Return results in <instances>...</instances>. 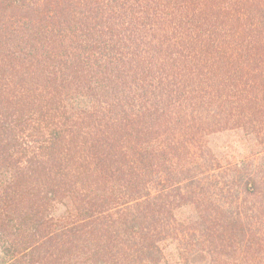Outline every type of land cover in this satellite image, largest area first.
I'll list each match as a JSON object with an SVG mask.
<instances>
[{
	"label": "trees",
	"instance_id": "1",
	"mask_svg": "<svg viewBox=\"0 0 264 264\" xmlns=\"http://www.w3.org/2000/svg\"><path fill=\"white\" fill-rule=\"evenodd\" d=\"M200 263L264 264V0H0V264Z\"/></svg>",
	"mask_w": 264,
	"mask_h": 264
},
{
	"label": "rangeland",
	"instance_id": "2",
	"mask_svg": "<svg viewBox=\"0 0 264 264\" xmlns=\"http://www.w3.org/2000/svg\"><path fill=\"white\" fill-rule=\"evenodd\" d=\"M207 143L222 166H225L227 162L232 163L234 161L246 159L250 154L252 146L253 148L257 147L253 140L247 138L243 133L238 131H226L213 134L207 138ZM60 211H62V209H59V212ZM191 214L192 211L190 208L184 207L176 213V216L179 220H186ZM166 249V253L172 254L171 252L173 251H171V246Z\"/></svg>",
	"mask_w": 264,
	"mask_h": 264
}]
</instances>
